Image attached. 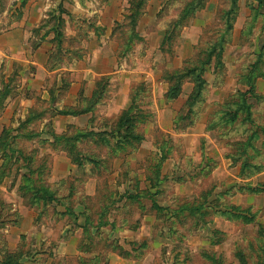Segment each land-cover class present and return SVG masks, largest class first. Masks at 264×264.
Segmentation results:
<instances>
[{
  "label": "rangeland",
  "instance_id": "1",
  "mask_svg": "<svg viewBox=\"0 0 264 264\" xmlns=\"http://www.w3.org/2000/svg\"><path fill=\"white\" fill-rule=\"evenodd\" d=\"M137 1L0 0V264H264V0Z\"/></svg>",
  "mask_w": 264,
  "mask_h": 264
},
{
  "label": "trees",
  "instance_id": "2",
  "mask_svg": "<svg viewBox=\"0 0 264 264\" xmlns=\"http://www.w3.org/2000/svg\"><path fill=\"white\" fill-rule=\"evenodd\" d=\"M235 1V0H233ZM145 2V0H138L137 1V5L141 6L143 3ZM204 3V0H189V2L186 4L185 8H183L182 10V14L180 16L179 19L181 20H185L189 14L191 12L196 11L195 9H198L199 7H201ZM228 27L230 28V24L228 23ZM218 49H219V53H221V47L218 48V45H213L210 50H207V48L204 50V54L205 57L201 60H199L198 62H196L197 64H193L191 63L190 66H187L186 68H184L181 71H178V73L176 72L175 78L177 80H181L183 81V78L185 79L186 77H188L190 74L195 75V92L193 94H191V98H196V102L198 101L197 99H199L200 97V92L202 90V88H204L205 86V80H203L202 76L204 73V67H206L207 65H209L213 59H215V61L218 63H220V61L217 60L218 57ZM222 54V53H221ZM194 81V80H193ZM250 87L253 88V81H252V85L249 83ZM178 89L177 87L174 89L172 93H177ZM195 103V102H194ZM122 119V118H121ZM121 119L119 121H121ZM125 125H128L131 121V119L125 118ZM128 129V128H126ZM43 191L45 194H47L48 196V200H52L53 198L51 197V193L48 190H41ZM231 207V206H230ZM230 210L232 211H237L238 209L236 207H231Z\"/></svg>",
  "mask_w": 264,
  "mask_h": 264
},
{
  "label": "crops",
  "instance_id": "3",
  "mask_svg": "<svg viewBox=\"0 0 264 264\" xmlns=\"http://www.w3.org/2000/svg\"><path fill=\"white\" fill-rule=\"evenodd\" d=\"M26 15L27 14H25V16L23 15L22 17H20L18 21H13V19H9V17H7L6 10H0V35H10L8 38L5 39V44H13V41L15 42V40H13L15 38L13 33L15 32H18L20 34V36L18 37V41H21V44H24L23 34L25 33L22 27L26 22Z\"/></svg>",
  "mask_w": 264,
  "mask_h": 264
}]
</instances>
